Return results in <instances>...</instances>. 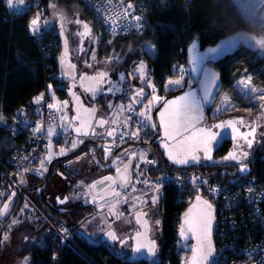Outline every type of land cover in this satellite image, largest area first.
<instances>
[{"label":"built area","instance_id":"obj_1","mask_svg":"<svg viewBox=\"0 0 264 264\" xmlns=\"http://www.w3.org/2000/svg\"><path fill=\"white\" fill-rule=\"evenodd\" d=\"M2 1L9 13L27 16V33L36 44L38 52L41 53L42 67L46 72V80L49 82L45 89L34 97L28 111L20 110L7 116L0 109V116L3 117L0 120V128L23 138V142L18 147L0 160V211L3 201L13 193H22L32 202L20 179L29 178L31 173L41 166L42 161L44 166L47 165L46 157L50 148H54L59 153L61 149H64V153L68 155L79 149L88 139L74 136L70 131L61 129L57 108L48 107L49 104L55 105L51 89L60 86L66 80L61 77L55 61L61 53V47L59 48L56 40L51 38L46 44H41L44 38L50 37L48 35L50 27L52 28L47 14L48 0H25L22 5L18 3V0H14L13 7L9 6L8 0ZM79 2L92 13L106 35L118 37L140 35L143 32L144 26L141 20L134 19L136 16L140 17L138 11L141 7L135 6L136 1L79 0ZM129 3L132 4L131 9L127 7ZM125 12L128 13L127 16L122 15ZM37 14L40 16V21L38 31L34 33L29 30V23ZM167 79L170 78L167 77ZM41 94H43L41 101L35 103V98ZM145 100H151L149 92ZM145 104L146 102L143 101L135 106L130 99H120L115 104L113 115L109 118L110 121L116 120L118 126L108 125L103 134L92 137L101 143V154L107 148L114 155L107 163L101 177L110 176L115 182L110 188L111 198L102 203L96 202L90 185L84 195L85 198H88L98 212L109 214L112 220L119 215H125L126 209L135 212L144 207H159L162 210L165 190H176L180 194L193 195V197L202 196L213 205L216 216L213 235L216 255L211 259V264H264V176L256 177L250 172L244 177L237 176L238 180L229 181V178H234L229 176L227 179L220 180L214 178L209 172L201 170L200 167L169 168L164 173L157 174L158 159L155 144H157L158 133L152 131L149 123L139 115ZM129 105L132 111L128 110ZM159 105L154 104L153 108H158ZM148 116L155 122L151 113H148ZM37 126H40L41 131L35 130ZM49 128L52 129L51 136L48 135ZM110 130L114 133L112 139H109L107 134ZM133 133L138 135L133 136ZM133 156L135 158L131 168V182L127 187L121 188L116 177L117 169ZM114 192H119L120 195L115 196ZM153 197H156L155 203ZM178 199L181 197L179 196ZM112 205L115 207L113 208ZM41 214L47 225L60 239L61 253L70 247L86 259L84 253L73 243L72 235L65 226ZM179 225L180 217L175 226V239L168 244L166 251H172L177 264H187L190 245L179 240ZM40 247L45 248V245L42 244ZM60 254L54 253L53 264H58ZM165 264L172 263L165 261Z\"/></svg>","mask_w":264,"mask_h":264},{"label":"trees","instance_id":"obj_2","mask_svg":"<svg viewBox=\"0 0 264 264\" xmlns=\"http://www.w3.org/2000/svg\"><path fill=\"white\" fill-rule=\"evenodd\" d=\"M143 1V7L138 11L144 26L143 32L140 35L132 34L115 38L120 41L121 39H135L155 47L154 56L144 55L143 60L147 64L154 82L160 87L161 94L164 93L163 85L169 80L167 77L177 79L173 77L174 67L187 65V50L194 41H198L201 48H204L234 32L247 31L256 34L255 31H257L245 21L234 0ZM47 2L49 18L52 5H55L57 10L68 15L80 14L86 22L94 23L98 30L101 29L105 36H109L103 32L92 13L79 0H48ZM48 36L50 37L44 38L41 44H46L51 38L56 40L59 48L61 47L53 28ZM216 67L222 76L223 90H227L230 97L239 104L241 103L239 95L231 88L234 80L246 75L251 78V83L255 87L264 88V43L250 48L240 46L233 56L227 57ZM48 82L41 63V53L38 52L36 44L32 42L27 33V16L9 13L3 1L0 0V109L7 116L20 110L28 111L34 97L45 89ZM55 92L59 96H63L60 91ZM22 142V136H16L10 131L0 128V160H3ZM155 148H157V144H155ZM156 156L158 159L157 174L164 173L169 168L174 169L160 150L156 151ZM200 169L208 171L205 167H200ZM251 173L256 177L264 176V163L259 162ZM212 176L220 180L228 178V175L222 178L213 175V173ZM32 180L37 181L36 177L31 175L30 185L33 183ZM29 195L33 198L32 194ZM179 196L181 199H178ZM45 198L44 193H40L35 195V200H33L44 212L57 222L64 224L70 231L77 228L82 220L89 219L95 214L94 208L90 206L72 208L71 211L62 214L48 204ZM192 198L193 195H183L176 190H165L162 198L163 209L150 207L149 211L152 212L153 219L159 224L157 232L162 239L161 241L157 240L159 251L157 261L153 262L129 263L127 258L115 254L106 244H91L78 235H75V242L83 250L87 260L69 248L61 253L60 239L45 226L43 221L41 222L44 226L40 228L33 227L34 223L29 224L26 221L25 223L28 224L21 229L20 233L23 235L32 234L36 245L41 241L50 245L49 251L46 252L40 264H53L54 252L61 253L57 260L58 264H165V261L177 264L175 255L172 251L167 252L166 248L175 239L176 223ZM41 222L39 224L42 225ZM32 249L34 247L20 252L19 257L29 258Z\"/></svg>","mask_w":264,"mask_h":264},{"label":"rangeland","instance_id":"obj_3","mask_svg":"<svg viewBox=\"0 0 264 264\" xmlns=\"http://www.w3.org/2000/svg\"><path fill=\"white\" fill-rule=\"evenodd\" d=\"M234 2L245 21H247V23L252 28L257 30L255 33L264 36V6L257 5L253 10L250 5L256 3L257 0H234ZM143 5V0H137L135 3L137 8L143 7ZM50 18L52 25H54L56 28L58 27V29L64 30L69 42V50L72 55L71 59L73 62L79 65V69L91 71L96 66H105L106 68L113 66L115 71L118 69V71L121 72L131 73L135 79L136 85L147 90L151 97L154 94L160 97V101L155 103L156 105L161 104L169 95H171L170 93L169 95H166L163 92V94L160 93V87L154 82L149 68L143 60L144 55L154 56L156 50L153 45L142 41H136L135 39H121L120 41L118 38L105 36L101 29L98 30V27H95L94 23L89 22L93 27V33L85 41L84 52L80 54V34L79 28L76 27L75 22L77 20L82 21L84 18L81 17L80 14L76 13L68 15L61 10H57L56 8L54 9L53 7L50 13ZM50 29L52 28L50 27ZM141 64H143L145 69V78L143 81L139 78L140 73L137 71ZM180 69H183V73H181ZM188 70L189 68L187 65L175 66L173 70V77L180 78L182 75V80L189 79ZM248 78L249 76L246 75L241 76L234 80L231 84V88L239 95L241 100V103L239 104H237L230 97L227 90H222L210 111V116H212V119L229 115H252L257 112L259 105L264 102V100L260 99V96L264 94V88L255 87L251 83V80L247 85L240 83L242 80H247ZM149 82L155 87V93H153L152 88L147 87ZM252 88H255L257 91L255 93L251 92L250 90ZM51 96L60 116L61 129L64 131H70L71 118L70 104L68 100L63 96H59L53 88L51 89ZM100 116H103V114H100ZM93 150L94 147L88 145L84 146L82 149L83 155H86L92 159L91 167H94L96 169L95 173H98L97 175H99V172H101L102 168L104 170L105 167H107V163L110 161L109 157L111 156V151H108L107 154L106 152H102L101 158L97 159L96 156L98 155H92ZM49 153L52 155L51 160L66 155V153L61 154V152H56L54 148H50ZM43 167L44 169H47V165ZM36 170L40 174L45 172L41 166ZM230 175L231 174H228L229 177H231ZM222 177H225V174H223ZM238 178L239 177L229 178V181L238 180ZM21 179H23V183H21ZM21 179L20 183L22 185H30L29 178L25 177ZM86 179L90 180L91 177ZM76 180L77 179L75 178V181ZM84 185V182L81 181L77 183L75 188L68 190L67 193H69V196L71 195L70 205L72 208L88 206L85 204V200H83L85 197V191H82ZM52 191V188L49 187L47 191H44V197H47L48 194L54 196ZM63 193H60V195ZM32 196L34 199L35 195L32 194ZM29 197L32 198L30 195ZM23 203L24 205L22 206V209L19 211L18 215L12 220V222L2 233L0 240V264H25V262L26 264H33L29 258L19 257L20 251L28 245L23 243L24 235L19 231L22 220L24 221V219H21V216L25 217L30 223H40L42 216L28 198L24 197ZM26 205L27 207H25ZM126 213H131V209H126ZM80 228L86 232L95 242H100L104 233L111 228L115 229V231L118 233V236L122 237V239L126 236H129L135 230L131 216L119 215L116 219L111 220L104 213H100L98 211H96L92 217L82 223ZM5 236H7L6 240L4 239ZM154 239L160 241L162 240L159 234H154ZM111 249L115 254L127 258L130 253V244L120 245L116 243ZM36 256L37 255H35V257Z\"/></svg>","mask_w":264,"mask_h":264},{"label":"water","instance_id":"obj_4","mask_svg":"<svg viewBox=\"0 0 264 264\" xmlns=\"http://www.w3.org/2000/svg\"><path fill=\"white\" fill-rule=\"evenodd\" d=\"M85 24L88 26V29L90 31L85 35H81L82 36V40L80 42L81 45H82L83 41L88 39V37L92 34V27L86 21L83 22L82 30L80 33L85 32V29H84ZM56 34L58 36V41L61 44V53L58 57H56L55 61L58 64L61 77L70 81V88H69V90H67V95H68L69 101L71 103L72 112L74 113L73 118H72V123L77 124L76 126H73L70 129V132L74 136L87 139L89 136L93 137L95 135L96 129H99V130L104 129L107 126V123L103 127L98 126V122L101 120H105V119H102V118L95 119L96 109H91V108L87 109L89 111V113L91 114L88 116V119L87 120L82 119L83 111H85L84 110L85 105L83 104L81 97L76 96V94L74 93V86L72 84H74V81L76 79H78V81L81 82L84 91L90 96V98L92 100H95L97 98V92L88 91L89 87H86L87 83L91 82V80H93V79H91L92 78L91 75H88V74H81L80 76L78 75V73H77V67L78 66L71 59V53L69 50V42H68V39L64 33V30L59 29V31H57ZM246 34H249V32L238 31V32H234V33H231L229 35H226V36L222 37L221 39H219L215 44L205 46L204 48H201V45L198 41H194L188 47L187 55H186V62H187V66L189 67V79L193 83L192 88L190 90L184 92V93L178 94V95L168 99L167 101L178 99L180 96H184L185 94H187L189 92L195 93L197 99L200 100V109H201V116H202L201 122H200V124L197 125V127H205V125L203 124L204 123L205 110L210 109L214 106L219 94L223 90L222 76H221L220 71L217 69L216 65L218 63H220L221 61H223L224 59H226L227 57L233 56L237 52V50L239 49V48L238 49L233 48L228 43V38L232 37L233 35H246ZM247 39H248L247 48L257 47V46L264 43V37L257 36L254 33H250V35H247ZM213 49H215V51H212ZM205 72H214V73H216V77H217L215 83L209 89V95H208V98L206 100L201 99L204 95ZM128 75L132 79V74L128 73ZM173 80H175V79H173ZM182 87H183V80H181V85H179V86H176V85H170L169 86L168 81H167L163 86V92L165 94H169V93H172L174 91L181 89ZM57 90L62 91V88L60 86H58L54 89V91H57ZM147 95H148V92L145 89H143V97H140V98L145 99V98H147ZM135 97H136L135 94L130 95V96H128V99H130L135 106H138V103L135 100ZM149 101L150 100H147L145 105H148ZM167 101H165V102H167ZM165 102L161 105L160 108L157 109L156 116H155V122H153L151 119L147 120V122L150 125V129L152 131H155L158 133V141H159L158 146H159L161 152L163 153L164 157L168 161V163L171 164L174 168L200 167L202 164L200 161V159H201L200 153H203V159L204 160H207L208 162H210L211 158L210 159L205 158V154L202 150V148H203L202 142L197 137L194 136L195 129H192L189 132L184 133L181 136H176L174 138L172 136H169L167 138L165 137L164 129L160 125V112L164 110ZM263 107H264V105H263ZM144 110H145V106L142 108L141 111H144ZM152 110H153V106L151 107V110L148 113H152ZM89 113H87V114H89ZM89 118H90V120H89ZM229 120H232V119H229ZM94 121H95V126L93 127V129H91V126H92ZM105 121H107V120H105ZM82 122L84 124V128L82 129V131L80 133H77L76 129L81 127ZM220 123H223V122H217L216 124H220ZM216 124H214V125H216ZM117 126H118V123L115 120V123H112L111 127H117ZM90 129H91V131H89ZM85 131L88 132V135L83 134ZM110 131H112V130H110ZM212 131L218 132L219 136L217 137L216 140H214L212 142L210 157H212L213 153L221 147V145L224 141L232 140L233 137L236 135L232 132V130L230 128H224V129L215 128L214 129V127H212ZM187 137H191V139H186ZM108 138L112 139L113 136L108 135ZM90 144L96 145L98 147L97 154L99 155L100 148L102 146L101 143H97V142L92 141V140H87L76 151L70 152V154H68L65 157L54 159L49 165L48 174L50 172L51 166L55 162L62 160V159L66 160V159H69V158L75 156L84 148V146L90 145ZM165 145H167V148L165 147ZM170 151H172V152L193 151L194 154L199 157V159L196 161L190 160L188 163L183 164V165L176 164L168 158V152H170ZM134 158L135 157L133 156L130 159H128L124 163V165H122L119 168V172L116 173V177H117L119 186L121 188L127 187L131 182V168H132V165L134 162ZM212 162H215V161H212ZM125 165H127V172L126 173H125ZM250 172H251V170L249 167H247L246 172H241L240 168H239V171L233 172L230 176L236 177L239 174L240 176L244 177V176H247L248 174H250ZM122 175L127 176L126 182L121 179ZM105 177H110V176H105ZM105 177H102V178H99L96 180L93 179L94 181L92 180L93 182L90 183L91 193L93 194V196H95L97 198L96 202L98 204L102 203L106 199L111 198V196H112V193L110 192V188L113 186L114 183L112 181L104 180ZM101 181L103 183H99ZM94 184L96 186L93 188L92 185H94ZM102 185H104V187L102 189H98V187H100ZM33 189L34 188H27V189H25V192L29 193ZM14 196H15V194L13 193L4 203V205L0 211V218L1 219H4L6 217V214L8 211V208L5 209L4 206L9 205V203L13 200ZM197 196H199V195H195L192 198L191 202L187 205L186 209L180 215V225H179V229H178L179 240L184 244L190 245V256H189L188 260H190L192 257L191 249L194 246H196L197 241L194 238L193 233L188 232V230H187L188 225L185 224L184 222L186 219H188V220L194 219L203 209L204 206L197 201ZM20 197H22V193L19 194L18 199ZM199 197H201L202 200L207 201L209 204H211L204 197H202V196H199ZM65 198H67V197H65ZM67 201H68V198L66 199V202ZM65 203L59 202L58 204L63 205ZM190 209H191V212H189ZM211 211L213 213V226H212L211 240H212V244H213V248H214V254H213L212 258H214L216 255V248H215V245L213 242V235H214V230H215V225H216V216H215V210H214L213 205H212ZM59 212L62 213L63 211L59 210ZM15 213H16V208L12 211V213L7 218V220L3 223V225L0 226V236H1L3 229L10 223V221L12 220ZM138 214H140L139 219H138ZM106 216L109 219H111L109 214H106ZM132 221H133L134 225L136 226L137 230L132 235L125 237L123 239L118 236L117 232L113 228L107 230L104 233L100 242L93 241L89 237V235L86 232H84L83 230H78L77 235L81 238H84L88 243L106 244L110 248L114 247L116 243H118L120 245H124V244L129 243L130 244V253L127 257V261L129 263L140 262V261H143V262L157 261V253H156L157 241L151 237V225H150V222L147 218V212L146 211L135 212L132 215ZM145 225H146V227H145ZM182 226L184 227L185 235L188 237V239H183L181 237L180 233H181V227ZM109 231L115 233V235L117 236L116 240H112L107 236V233ZM138 233H140L142 235L140 237H138V235H137ZM137 239H140L142 241L143 240L154 241L155 245H156V249H155L154 254H150L147 251V248H141L137 251L136 250Z\"/></svg>","mask_w":264,"mask_h":264},{"label":"flooded vegetation","instance_id":"obj_5","mask_svg":"<svg viewBox=\"0 0 264 264\" xmlns=\"http://www.w3.org/2000/svg\"><path fill=\"white\" fill-rule=\"evenodd\" d=\"M77 21H79V20H77ZM77 21L75 22V24H76V27L79 28V34H80V32L82 30V24L85 20L83 19L82 21H79V23H77ZM52 28L55 30V32H57L59 30L58 27L56 28L54 25H52ZM92 33H93V27H92ZM81 40H82V36L80 35V42H81ZM86 40L83 41L82 45L80 43V50H79L80 54H82L84 52V48H85L84 43ZM77 66H78L77 67V73L79 76L81 74H88V75H91V77L93 78V77H97V75L101 72L106 73V77L102 81H100L99 83H97L95 80H91V82H88L86 85V87H89V89L90 88L96 89L95 92H97V98L95 100H92L90 98V96L84 91L82 84H81V82L78 81V79H76L74 81V84H72L74 86V93L76 94V96L81 97L82 102L85 105V108H84L85 111H83V117H82V119H84V120H87L88 116L91 115L89 113V111L87 110V109L91 108V109H96L95 119H97V118L105 119V120H107V126L112 125L113 121H110L109 118L111 117V115H113L115 104L120 99H123V100L128 99V96L134 95L135 91L137 89L142 88L141 86H138L135 84V79L133 78V76L131 79L127 72H121V71H118V69H117V71H115L113 66L109 67V68H106L105 66H102V67L96 66L91 71L81 70V69H79L78 64H77ZM121 77H123V79H121ZM192 85H193V83L190 81V79L183 80V87L177 91L170 93L172 95L168 96L159 105L158 108H160L161 105L165 101H167L168 99H170V98H172L178 94H181V93H184V92L190 90L192 88ZM60 87L62 88V91H60L61 94L63 95V97L65 99L68 100V102L70 104V118H71V126L70 127L72 128L73 126H76L77 124L72 123V118H73L74 113L72 112L71 103H70L68 95H67V90H69V88H70V81H68V80L63 81L61 83ZM147 97H148V95H147ZM145 99H142L140 97H135V100L137 101L138 104H141L143 101L147 102ZM263 105H264V102L260 105L261 107L260 106L258 107V112L255 114H252V115H243V116L229 115V116L220 117L217 119H212V116H210V111L212 108L205 110L204 123L203 124L205 125L206 128L212 129L213 125L216 124L217 122H225V121H228L229 119H232V120L238 121V122L243 121V124L237 123L236 127H237L238 131L240 133H245V132L250 131L252 126H255L256 127V134H255L256 138L253 142L252 147L248 148L245 141L240 139L238 136L235 135L236 136L235 139L233 138L232 140L224 141L222 143L221 147L213 153L210 162H208L207 160H204L203 159V153H200V156H201L200 161L202 163L200 167H205V169L208 170L211 174L213 173V175H218L220 177H222L223 174L228 175V174H232L235 171L237 172V171H239V168L241 167V165L239 163H237L235 160H226L225 159V157L228 156L229 153H231L233 151H236L237 154H239V152H241V151H247L248 152L247 159L243 160L242 163L247 165V167L250 168L251 172L256 168V166L259 162L264 163V107H263ZM158 108H153V110H152L151 117L154 120H155L156 111ZM87 113H89V114H87ZM100 114H103V116H100ZM89 120H90V118H89ZM94 126H95V121L93 122L91 129H93ZM91 129L89 131H91ZM104 129H101V130L96 129L94 136L103 134ZM87 140H92V141L97 142L96 140L92 139L91 136H89ZM97 143H99V142H97ZM158 143H159V141L157 138V150H160ZM88 146L94 147V150L92 152L93 156L98 155L97 154L98 147L96 145L90 144ZM100 152H101V148H100ZM100 152H99V155L96 156L97 159L101 158ZM65 156H67V155H65ZM65 156H63V157H65ZM113 156L114 155L111 153V156L109 157L110 160L113 158ZM58 158H61V157H58ZM53 160H51L50 162L47 163V169L45 170L44 173H41V174L38 173V176H35L37 181L33 180V183L31 185L28 184L27 186H25V189L34 188L31 192L28 193V195L29 194L37 195L40 193H44V191H47L49 189V187L52 188V190H53L52 192H53L54 196L46 194L47 197L45 198V200L48 204H51L57 210H62L63 211L62 214H64L67 211H71V209H72V207L70 205L71 195L69 196V193H67L68 190L75 188L77 183L83 181L85 185L83 186L82 191L83 192L85 191V193H86L88 185H90V183L93 182L94 180L102 178L101 176L104 174V170L102 168L101 172H99V175H97L98 173H95L96 169L94 167H91L92 159H90L86 155H83L82 150L78 154H76L75 156H73L69 159H66V160L62 159V160L55 162L51 166L50 172L48 174L49 165ZM212 161H215V162H212ZM237 176H239V174ZM88 177H91V179H90L91 181H89V182H87L89 179L88 180L86 179ZM75 178L77 179L76 181H75ZM102 186L104 187V185H102ZM102 186L98 187V189H102L103 188ZM60 193H63V194L60 195ZM85 193H84V195H85ZM14 194H15V196H14L13 200L8 205V211H7L6 217L4 219H1L0 226L3 225V223L7 220V218L12 213V211L16 208V213L12 218V220H13L18 215L19 211L22 209V206L24 205V203H23L24 197H25L24 194H22V197H20L19 199H18V197H19L20 193H14ZM65 197L68 198V201L63 205L58 204L59 203L58 198L63 200ZM8 198H9V196L3 201V205ZM31 199H32L33 204L38 208V212L41 216H42L41 213H43L44 215L49 217L53 222L59 223L55 219H53L51 216H49L46 212H44L37 204H35L33 198H31ZM83 200H85V204L93 207L95 212L97 211V209L94 206L90 205L91 203L88 201L87 197L86 198L84 197ZM149 209H150V207H144L138 211H146L147 212V218H148L150 225H151V237L154 239V234H158L157 228H158L159 224H157L156 223L157 221L155 219H153L152 212L149 211ZM138 211H135V212H138ZM135 212L126 213L124 216H132ZM21 219H24V221L22 220L19 231H21V229L23 227L27 226L28 223L32 224V223L28 222L26 220V218L23 216H21ZM12 220L10 221V223L12 222ZM86 220L87 219L82 220L79 223V226L75 229H72L71 231L68 230L64 224L63 225L65 226L66 230L71 235L73 233L75 235H77L76 234L77 231L82 230L80 227H81L82 223H84ZM26 221L28 223H25ZM41 221L44 222L45 226H47L49 229H51L47 225V223L45 222L43 217H42ZM44 224L42 223V225H41L39 223H34L33 227L38 226L40 228L41 226H44ZM60 224H62V223H60ZM8 225L3 229L2 233L8 227ZM134 227H135V230L130 235H132L134 232H136L137 228L135 225H134ZM2 233H1V236H2ZM75 235L72 237V241L79 250H82L79 248V246L75 242ZM1 236H0V240H1ZM126 237H128V236H126ZM120 238H122V237H120ZM23 243H26L28 245L25 246L20 252L25 251V250H30L32 247H34V249H32L33 250L32 254L29 257L30 260L33 262V264H40L43 261L46 252H48L49 248H50V245L47 244L46 242H43V241L39 242L38 245H36L35 238L32 237V234L24 235ZM42 244L45 245V248L40 247ZM69 249H71V248L69 247ZM158 251H159V245L157 243V250H156L157 254H158ZM81 252H83V250ZM54 253L57 254V252H54ZM35 255H37V256L35 257Z\"/></svg>","mask_w":264,"mask_h":264},{"label":"snow or ice","instance_id":"obj_6","mask_svg":"<svg viewBox=\"0 0 264 264\" xmlns=\"http://www.w3.org/2000/svg\"><path fill=\"white\" fill-rule=\"evenodd\" d=\"M25 0H18L19 4H24ZM8 4L10 7L15 6L14 0H8ZM257 5L264 6V0H257L256 3H253L250 5V7L254 10ZM53 8H55V5H52ZM129 9L132 8V4H128L127 6ZM122 15L127 16L128 13L125 12ZM135 20L139 21L140 17L136 16L134 17ZM40 21V16L37 14V16L32 19L29 23V30L31 32H36L38 31V25ZM79 23V21H77ZM85 32L80 33V35H85L87 34L90 30L88 29V26L85 24L84 25ZM67 43V42H66ZM212 51H215L213 49ZM137 71L140 73V79L143 81L145 78V69L143 64L139 66ZM181 73H183V69H180ZM106 77V73H99L97 77H93L91 79L95 80L97 83L102 81ZM216 73L214 72H205V81H204V95L201 99L206 100L209 95V89L210 87L215 83L216 81ZM123 79V77H121ZM183 79V76L181 75L180 79H169L168 80V85H176L179 86L181 85V80ZM251 78L249 77L247 80H242L240 83L247 85L250 83ZM147 87L152 88L153 93H155V87L149 82L147 84ZM88 91H96L95 88H90ZM251 92L255 93L257 90L255 88H252L250 90ZM135 96L136 97H143V89H137L135 91ZM43 97V94L41 96H38L35 98L34 102L39 103ZM260 99L264 100V94L260 96ZM160 101V97L157 95H152L151 100L149 101L148 105H145V110L141 111L139 115L144 119V121H147L150 119L148 116V112H150L151 107L154 106L155 103H158ZM49 108H54L56 105L54 104H49ZM129 111H132L131 105L128 107ZM3 117L0 116V120H2ZM202 119L201 116V109H200V100L197 99L196 94L189 92L185 94L184 96H180L178 99L171 100L165 102L164 105V110L160 112V125L164 129L165 137L172 136L173 138L176 136H181L184 133L189 132L192 129H195L194 136L197 137L203 144V152L205 154V158L210 159V152H211V145L214 140L217 139L219 136L218 132H213L211 128H205V127H197L198 124H200ZM107 121L101 120L98 122V126L103 127ZM115 123V121H113ZM237 123L243 124V121H234V120H229L220 124L213 125L214 128L217 129H224V128H230L236 136H238L240 139L244 140L245 143L247 144L248 148H251L253 145V142L256 138V127L252 126L251 130L245 133H240L236 127ZM84 128V124L82 122L81 127L76 129L77 133H80L82 129ZM37 132L41 131L40 126H37L35 129ZM52 129L49 128L48 130V135H52ZM84 135H88V132H84ZM109 136H113L114 133L113 131H108L107 133ZM138 133H133V136H137ZM236 136L233 138L235 139ZM251 137V138H250ZM186 139H191V137H187ZM73 147H75V144H73ZM167 148V145H165ZM239 147V146H238ZM105 152L107 154L108 149H105ZM61 154L64 153V149H61ZM248 152L247 151H241L239 154H237L236 151H233L229 153L228 156L225 157L226 160H235L237 163L241 165L240 171L241 172H246L247 171V165L243 164L242 161L247 159ZM141 158L143 159V154H141ZM168 158L172 160L176 164H186L190 160L196 161L199 159L197 155L194 154L193 151H181V152H168ZM52 159L51 153L48 154L46 157V160L50 162ZM148 163H152V161H147ZM44 161L41 162V168L44 169ZM119 172V169H117ZM127 172V165H125V173ZM121 179L124 180L125 182L127 181V176L122 175ZM104 180L106 181H112L113 183L115 182L112 177H105ZM23 179H21V183H23ZM99 183H103L102 181ZM96 185H92L94 188ZM251 192V189H249ZM113 195L119 196V192H114ZM65 198L64 200H61L58 198V201L60 203H65L66 202ZM156 197H153V202L155 203ZM197 201L202 204L204 207L201 210V212L192 220H185V224L188 225V232L193 233L194 238L196 239L197 243L196 246H194L191 249L192 252V257L190 260L187 261V264H211V259L214 254V248L211 240V233H212V226H213V213L211 211L212 205L209 204L207 201H204L201 199V197L197 196ZM27 207V205L25 206ZM114 208L115 205H112ZM5 209L8 208V205L4 206ZM111 210V209H110ZM191 212V209L189 210ZM140 218V214H138V219ZM15 223V222H14ZM146 227V225H145ZM181 237L183 239H188V237L185 235V230L184 227H181ZM138 237H140L142 234L138 233ZM107 236L112 239L116 240L117 236L115 233L109 231L107 233ZM4 239H7V236L4 237ZM141 248H147V251L150 254H154L156 245L154 241H149V240H140L137 239V245H136V250L138 251ZM26 264V262H25Z\"/></svg>","mask_w":264,"mask_h":264},{"label":"clouds","instance_id":"obj_7","mask_svg":"<svg viewBox=\"0 0 264 264\" xmlns=\"http://www.w3.org/2000/svg\"><path fill=\"white\" fill-rule=\"evenodd\" d=\"M247 35H233L232 37L228 38V43L233 47V48H239L240 46H245L247 47L248 45V39Z\"/></svg>","mask_w":264,"mask_h":264},{"label":"crops","instance_id":"obj_8","mask_svg":"<svg viewBox=\"0 0 264 264\" xmlns=\"http://www.w3.org/2000/svg\"><path fill=\"white\" fill-rule=\"evenodd\" d=\"M38 173L39 172H37V171H33V173L31 174L32 176H38ZM31 175H30V177H29V180H31ZM106 215V214H105Z\"/></svg>","mask_w":264,"mask_h":264},{"label":"bare ground","instance_id":"obj_9","mask_svg":"<svg viewBox=\"0 0 264 264\" xmlns=\"http://www.w3.org/2000/svg\"><path fill=\"white\" fill-rule=\"evenodd\" d=\"M48 15H49V14H48ZM59 43H60V42H59ZM173 168H174V167H173ZM73 234H74V233H73ZM73 234H72V237L75 235V234H74V235H73ZM76 234H77V233H76ZM78 255H79V254H78Z\"/></svg>","mask_w":264,"mask_h":264}]
</instances>
